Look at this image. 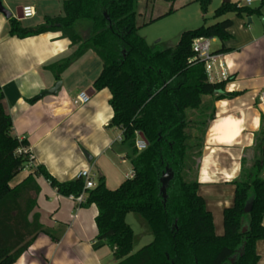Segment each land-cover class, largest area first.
<instances>
[{
	"label": "trees",
	"instance_id": "trees-1",
	"mask_svg": "<svg viewBox=\"0 0 264 264\" xmlns=\"http://www.w3.org/2000/svg\"><path fill=\"white\" fill-rule=\"evenodd\" d=\"M171 2V0H166ZM138 0H67L63 16L46 19L37 28H24L10 19L9 34L28 38L46 32H61L78 48L73 55L51 68L59 74L88 51L103 62L93 88L107 89L113 111L110 127L121 130L123 144H129L132 176L117 189H109L104 178L85 192L80 205H95L97 240L113 251L115 264H258L256 243L264 241V117L248 161L243 156L239 176L233 181L236 206L228 210L225 221L233 231L224 236L213 233L211 220L198 197V173L205 139L215 118L217 101L236 94L226 93L229 78L211 83L203 63H190L192 45L197 38L230 39L229 15L238 18L260 16V9L223 4L209 24L206 18L196 29L183 32L178 44L153 49L139 34ZM205 16L212 0H192ZM90 28L83 40L79 28ZM0 87V264H14L41 233L59 241L56 233L41 226L35 212L42 177L59 196L78 197L84 181L60 183L40 166L15 188L11 181L24 170L26 156L16 151L27 142L12 135V120L4 110ZM137 134L148 143L141 152L135 147ZM172 176L163 192V180ZM134 214L146 225L152 242L135 251L136 236L126 217ZM249 221L244 224V215Z\"/></svg>",
	"mask_w": 264,
	"mask_h": 264
},
{
	"label": "crops",
	"instance_id": "crops-1",
	"mask_svg": "<svg viewBox=\"0 0 264 264\" xmlns=\"http://www.w3.org/2000/svg\"><path fill=\"white\" fill-rule=\"evenodd\" d=\"M65 1L0 0V6L11 12L10 19L21 22L24 28H37L48 18L63 16ZM247 1L230 0V3L260 9L261 15L243 18L229 15L230 39L224 43L211 41V48L216 43L213 52L221 56L224 70L216 66L214 80L210 82L220 83L230 78L225 91L236 94L215 103V118L205 139L198 173V197L217 236L233 231V222L225 221L227 211L236 206L232 183L240 174L244 150L253 146L264 117V0H251L250 4ZM223 4H226L224 0ZM26 6L35 9L33 23L25 24L28 20L22 17ZM10 19L0 13V87L4 110L12 120V135L27 142L35 157V167H44L60 183L77 180L79 173L87 169L94 175V182L104 178L109 189L124 183L132 176L128 159L132 152L124 149L123 140L119 141L123 132L109 126L113 117L109 91L96 92L93 88L104 66L102 60L88 51L63 70L58 80L51 68L71 57L78 47L61 32L23 39L12 37ZM78 31L83 40L89 38V27ZM58 82L61 88L57 94H47ZM81 92L90 96V102L76 106L73 101ZM118 131L122 133L111 138V133ZM85 152L92 158L91 162ZM109 153V169L100 170L92 164ZM126 164L131 166L130 171L122 175ZM31 174L32 171L24 169L10 187L15 188ZM37 179L40 194L35 212L40 215L41 226L60 239L54 242L48 234L41 233L14 264H115L113 251L97 240L96 206L82 208L76 200L59 196L42 177ZM243 221L248 223V214ZM256 253L258 264H264V241L256 243Z\"/></svg>",
	"mask_w": 264,
	"mask_h": 264
},
{
	"label": "rangeland",
	"instance_id": "rangeland-1",
	"mask_svg": "<svg viewBox=\"0 0 264 264\" xmlns=\"http://www.w3.org/2000/svg\"><path fill=\"white\" fill-rule=\"evenodd\" d=\"M147 1L138 0L137 2V27L139 28V35L146 40L147 45L159 50L175 47L182 33L201 26L204 18L208 20L209 24L216 22L213 19L214 14L222 6L223 2V0H212L213 3H211L208 12L204 16L199 4L192 3V0H171V2H167L166 0H149L148 3ZM33 22L34 20L32 19L26 21L25 24ZM215 44L212 43V52L216 46ZM118 132L111 133V138L114 139L122 133ZM118 145L120 144L118 143ZM124 145L126 146L124 149L132 152L129 144ZM109 155L110 153L100 160H94L92 164H96L100 170L109 169L111 167L107 159ZM244 155L249 161L252 153L249 151ZM122 168V175H124L130 171L131 166L126 164ZM97 181L98 179L95 182ZM119 186L120 184L110 187L111 189H117ZM126 222L135 232V251L141 250L142 247L152 242V238L144 234L146 233L144 229L146 225H144V221L140 217L130 214Z\"/></svg>",
	"mask_w": 264,
	"mask_h": 264
},
{
	"label": "built area",
	"instance_id": "built-area-1",
	"mask_svg": "<svg viewBox=\"0 0 264 264\" xmlns=\"http://www.w3.org/2000/svg\"><path fill=\"white\" fill-rule=\"evenodd\" d=\"M248 4L251 3V0L247 1ZM22 17L23 19L29 20L35 17V9L31 6H26L22 9ZM211 39L207 38H197L194 40L192 45V51H194V57L190 60V63L196 64V63H203L205 66L206 74L209 78V81L214 80L215 72L214 69L217 66L221 71L224 70L223 64L221 61V56L219 54H216L212 52L211 50ZM222 78H225V74L221 75ZM77 98L74 99V105L76 106H83L90 102V96L86 92H81L76 96ZM137 138L135 140V147L138 149L139 152L146 150L148 143L145 139L140 137V134L136 135ZM123 138L119 137V141H122ZM16 156H26L28 158V163L25 166V170H29L34 172L35 170V157L30 152L28 146L27 147H21L16 151ZM78 178L82 179L85 183L84 185V192L79 195L78 197H70L72 200H76V202L79 204H83L86 200L85 192L88 190H92L96 187V184L94 182V175L91 173L89 169L83 170L79 173Z\"/></svg>",
	"mask_w": 264,
	"mask_h": 264
},
{
	"label": "water",
	"instance_id": "water-1",
	"mask_svg": "<svg viewBox=\"0 0 264 264\" xmlns=\"http://www.w3.org/2000/svg\"><path fill=\"white\" fill-rule=\"evenodd\" d=\"M224 3L229 4L230 3V0H224ZM0 13H2L7 19H10L11 18V14H10L11 12L7 11L2 6H0ZM18 18L19 19H22V17H18ZM60 88H61V83L58 82V83L55 84V86L53 87L52 90H50V91H48L46 93L47 94H57V92L60 90ZM140 137L143 138V139H145L143 135H140ZM84 154H85L87 160L89 162H91L92 161V158L89 156V154L86 153V152ZM171 177L172 176L170 175V173H167L166 176L164 177V180H163V188H162L163 192L165 191L166 185L170 181Z\"/></svg>",
	"mask_w": 264,
	"mask_h": 264
}]
</instances>
